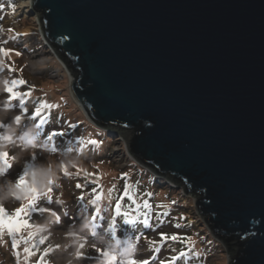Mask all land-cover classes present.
Listing matches in <instances>:
<instances>
[{"label": "water", "instance_id": "water-1", "mask_svg": "<svg viewBox=\"0 0 264 264\" xmlns=\"http://www.w3.org/2000/svg\"><path fill=\"white\" fill-rule=\"evenodd\" d=\"M31 4L85 117L195 195L226 264H264V0Z\"/></svg>", "mask_w": 264, "mask_h": 264}, {"label": "rangeland", "instance_id": "rangeland-1", "mask_svg": "<svg viewBox=\"0 0 264 264\" xmlns=\"http://www.w3.org/2000/svg\"><path fill=\"white\" fill-rule=\"evenodd\" d=\"M19 4L20 0H0V47L13 53L7 57L0 56V84L5 88L13 79L26 82L16 89L19 98L11 103L4 88L0 91V125H3L0 127V142L10 126L16 128L17 138L35 127L32 141L38 147L23 153L15 147L5 151L9 153L13 167L0 173V190H7L9 184L17 183L26 169L31 171L40 165L57 166L59 179L40 191L36 210L30 209L28 216L37 238L49 237L40 248L41 252L45 248L49 250V255L45 257L47 264H107L96 248L123 258L121 253L133 246L135 256L138 259L147 258L151 264H169L172 256L189 248L187 257L176 264H226V249L220 242L209 238L212 235L195 208V195L186 194L180 186H167L166 181L157 179L148 170L147 173L145 169L141 170L143 165L132 164L130 161L134 160L127 152L122 136L108 131L106 133L110 138L104 137L103 130L85 117L84 111L70 95L66 67L57 60L47 41L41 38L36 14L31 12V7L18 8ZM23 29H29V33H23ZM16 51L21 55H15ZM30 60L34 61V67L30 65ZM41 103L53 107L42 110L41 117L32 119ZM18 116L20 120H17ZM13 121L19 123L13 124ZM50 136L52 139H49ZM91 139L97 140V145H89ZM53 147L55 151H52ZM17 153L21 158L15 162ZM65 167L68 175L63 172ZM49 187L52 189L50 194L46 191ZM126 187L135 195L138 204L148 200L152 205L150 227L146 228L143 217L138 215L132 224L127 222L126 217L116 215L115 202ZM101 193L103 199L97 200L95 195ZM23 202L24 199L11 198L2 205L11 214ZM78 202L82 208L76 207ZM122 208L136 215V205L131 201L124 199ZM141 211L146 210L141 208ZM163 212L168 215H157ZM85 222L88 229L81 234L78 230ZM112 225L115 226V233ZM28 232L25 230L23 233L25 238L31 234ZM124 232L125 236L122 235ZM162 234L169 239L161 241ZM110 235L117 240L113 242ZM172 235L181 239L172 241ZM121 239L122 243L117 247ZM152 242L161 246L159 253L154 252ZM81 243L86 247L82 256L77 257L75 253ZM20 253L18 262L11 247V238L7 233L0 235V264H23L22 246ZM153 256H156L155 260ZM39 258V255L33 256L28 264H37Z\"/></svg>", "mask_w": 264, "mask_h": 264}, {"label": "snow or ice", "instance_id": "snow-or-ice-1", "mask_svg": "<svg viewBox=\"0 0 264 264\" xmlns=\"http://www.w3.org/2000/svg\"><path fill=\"white\" fill-rule=\"evenodd\" d=\"M9 31H14V29H9ZM13 54L8 49H5L3 47H0V56L7 57L9 55ZM15 55H21L20 52L16 51L14 53ZM25 81L22 79H13L10 82L7 83L6 87L4 88L5 93L9 97V102L13 100H17L19 98V93L16 91V89L21 88L25 85ZM25 95H30V93H26ZM53 106L47 103H41L35 110L34 115L31 117L32 119H36L42 116V110L51 109ZM26 111V110H25ZM21 117L18 116L17 120H20ZM41 123H43V120H41ZM40 126V125H39ZM0 127H3V125H0ZM53 135H58V133H53ZM49 139H52L50 136ZM98 141L95 139H91L88 141V144L91 146L97 145ZM52 151H55V148L53 147ZM13 167L12 163L10 162L9 153L7 152H0V173H4L11 169ZM79 171V169H78ZM63 172L65 175H68V169L65 167L63 169ZM29 174L27 171H25V174L23 176H20L19 180L17 181V187L21 189H25L27 191V196L24 198V202L17 207L14 211L9 214L7 209L0 205V235H3L4 233H7L8 236L11 238V247L13 250V253L15 255V258L17 261H20V248L22 246L23 254H24V261L23 264H28V261L33 257L39 255V260L37 264H47L45 257L49 255V250L47 248L44 249L43 252L40 251L41 246L45 245L49 237L47 236H39L37 238V235L33 229V225L29 222L28 216L30 215V209L32 211H35V204L36 201L39 199L40 191L36 188L31 186V182L28 178ZM53 180L48 181V185L53 184ZM80 188L81 185H78ZM46 191L50 194L52 192V189L49 187L46 189ZM151 195V194H149ZM97 200L103 199V194H96L95 195ZM83 199V197H80ZM124 199H127L132 202V204L136 205L135 212L136 215L133 216L129 210H123L122 208V201ZM141 208L145 209L146 211H141ZM152 210V205L149 203L148 200H145L143 204H138L135 198V195L132 193L130 188L126 187L123 195L118 197L115 202L114 211L117 216H124L127 218V222L132 224L136 222L137 215L139 217H143V224L146 228L150 227L149 223V213ZM158 216H164L166 217L168 215L167 212L163 213H157ZM177 228L180 227L179 224L176 225ZM25 230H29L28 233H31L28 235L27 238L24 237L23 233ZM113 232L115 233V226H113ZM139 238H137L138 241ZM169 237L165 235H161V241L168 240ZM172 241H177L181 239L180 237L176 235H172L170 237ZM153 243V250L155 253H159L161 251V246H157L155 242ZM86 245L84 243L79 244L78 251L75 253V256L79 257L82 256L83 250L85 249ZM100 255H102L105 260L107 261V264H151V261L147 258L145 259H138L135 255H128V256H117L111 251L108 250H102L99 248L95 249ZM191 249L189 248L188 251H181L179 255L172 256L170 258L169 264H176L177 261H180L181 258L187 257L188 252ZM153 260L156 259V256H153Z\"/></svg>", "mask_w": 264, "mask_h": 264}, {"label": "clouds", "instance_id": "clouds-1", "mask_svg": "<svg viewBox=\"0 0 264 264\" xmlns=\"http://www.w3.org/2000/svg\"><path fill=\"white\" fill-rule=\"evenodd\" d=\"M54 54H56V51H54ZM61 64L64 65L63 63ZM65 66L66 65H64V67ZM68 71L69 69H67V72ZM3 88H4V85L0 84V91H2ZM18 123L19 121H13V124H18ZM35 131H36L35 127H32L29 130L25 131L22 136L17 138L16 128L12 126L8 127L7 130L3 133L2 142H0V152L8 151L14 147L20 148V153L28 152L30 149L31 150L36 149L38 146L32 141V136L35 133ZM20 153H17L16 156L14 157L15 162H18L19 159L21 158ZM56 168L57 166L46 167V166L40 165V166L35 167L31 171H28L27 169L25 171H27L29 174L28 178H29V181L31 182V186L36 188L39 191H43L47 187L49 180L57 181L59 179L56 173ZM163 180H167L172 186L177 188V186H175L167 178L166 179L163 178ZM170 184L168 185L170 186ZM180 188L183 190V192H185V189L183 186H180ZM27 194L28 193L25 189H21L17 187V183H11L9 184L7 190H0V205L10 200L11 198H15L17 200L22 201L27 196ZM186 194L190 195L192 193H186ZM87 229H88V223L85 222L79 228L78 231L79 233L84 234ZM69 235L70 236L72 235L71 231L69 232ZM121 255L122 256L135 255L134 246L131 248L125 249L124 252L121 253Z\"/></svg>", "mask_w": 264, "mask_h": 264}, {"label": "trees", "instance_id": "trees-1", "mask_svg": "<svg viewBox=\"0 0 264 264\" xmlns=\"http://www.w3.org/2000/svg\"><path fill=\"white\" fill-rule=\"evenodd\" d=\"M58 53V55H60V53L59 52H57ZM62 61L65 63V65H66V67L71 71V72H73V69L71 68V62L70 61H68V59H65V58H62ZM74 73V72H73ZM95 126V125H94ZM90 127H91V125H90ZM96 127V126H95ZM92 128V130H94V128L93 127H91ZM98 128V127H97ZM100 129V128H99ZM100 130H102V129H100ZM113 132V133H120V131H123V133H126L127 135H129V137L127 138L128 139V141L130 140V138H131V132H128V130H126V129H123V128H120L119 126H117V127H114V126H111V125H109L108 126V128L107 129H105V130H103V136L104 137H108V138H110V136L106 133V132ZM133 159V158H132ZM130 162H132V164L133 163H135L136 161L134 160V161H130ZM138 162H136L135 164H137ZM139 164V163H138ZM139 166V165H138ZM142 168V169H141ZM140 169L141 170H143V169H145L146 170V173L148 172L147 171V169L146 168H143V167H140ZM144 170V171H145ZM156 171V169L154 168L153 169V171ZM161 177H163V178H167V179H169L175 186H177L178 187V185L179 186H183L184 187V189H185V186L183 185V183L180 181V180H177V179H175L172 175H170V174H166V175H163V174H159ZM167 186H168V184H167ZM185 192H186V189H185ZM186 193H188V192H186ZM76 207L77 208H82L81 207V203L80 202H78V204L76 205ZM211 240H214L212 237H209ZM215 241V240H214ZM216 242V241H215ZM234 242V241H233ZM229 249H230V252H234V251H236V249H237V247L236 246H229Z\"/></svg>", "mask_w": 264, "mask_h": 264}, {"label": "bare ground", "instance_id": "bare-ground-1", "mask_svg": "<svg viewBox=\"0 0 264 264\" xmlns=\"http://www.w3.org/2000/svg\"><path fill=\"white\" fill-rule=\"evenodd\" d=\"M31 1H32V0H20V4H19L18 8H21V7H28V8L30 9V7L32 6ZM37 23H38V18H37ZM38 26H39V25H38ZM22 32L25 33V34H27V33H29V29H23ZM29 63H30V65H31L32 67L35 66V63H34L33 60H30ZM66 73L68 74V79H69V83H68V85H69V87L71 88V85H70L71 74L68 73L67 71H66ZM70 95L72 96L73 100L75 101L74 96H73L72 93H71V90H70ZM75 103H76V101H75ZM76 104H77V103H76ZM78 107H79V106H78ZM137 162H138V161H137ZM138 163H139V162H138Z\"/></svg>", "mask_w": 264, "mask_h": 264}]
</instances>
